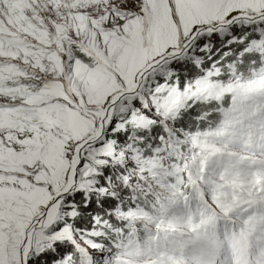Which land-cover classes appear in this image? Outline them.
I'll return each instance as SVG.
<instances>
[{"label": "snow or ice", "instance_id": "6c2138e0", "mask_svg": "<svg viewBox=\"0 0 264 264\" xmlns=\"http://www.w3.org/2000/svg\"><path fill=\"white\" fill-rule=\"evenodd\" d=\"M244 18L264 0H0V264H73L82 194L129 129L137 160L153 108L227 126L264 100V51L216 41Z\"/></svg>", "mask_w": 264, "mask_h": 264}, {"label": "rangeland", "instance_id": "374dc122", "mask_svg": "<svg viewBox=\"0 0 264 264\" xmlns=\"http://www.w3.org/2000/svg\"><path fill=\"white\" fill-rule=\"evenodd\" d=\"M42 14L48 16L51 12ZM236 24H246L245 26H251L255 33H259L260 36L252 40L248 47L252 52L264 51L263 20L237 21L224 29L222 33L224 35L220 38L226 35L232 36L230 28ZM226 101L228 102L227 97H225ZM157 112L158 110L153 108L152 119H160L166 133L163 129L156 130V134L163 138L158 140L159 147L154 148L156 155L151 159L143 160L137 154L135 160L134 148L119 144L116 146V151L123 153L124 159H120L117 155L104 164L109 167L120 166L104 181L108 185L106 190H89L82 194L84 198L90 197V204L95 195L108 197L109 200L104 198L100 201L101 204L112 206L111 217L117 218L118 222H124L127 227L125 229L131 230L137 223L147 225L153 223L159 226L155 230L157 236L145 247L137 248L133 245L134 241L126 239L128 241L126 245L121 247L120 244L113 243V246L116 245V250L110 251L107 244L96 239L106 238L103 227H109L108 220L111 218L99 220L96 217L93 227H87L84 232L79 231L81 242V246L77 248L79 254L89 264H208L216 260L215 255H206L207 249L210 251L209 243L217 239L210 216L203 214L192 216L187 203H179L180 207L176 210L170 208V203L164 202L163 207L170 208V212L164 214L165 222L162 223L159 219L154 221L141 209L123 212L120 208L122 198L117 197L112 191L116 187L112 182L115 178L118 187L126 188L129 186V178L132 174H137V177L145 181L153 191L157 190V196L167 198L174 187L167 188L165 182L161 180L163 158L159 155L160 152L167 151L168 154L172 152L175 156H181V170H185L188 183L200 184L206 190L205 193L202 188L204 197L207 202L214 205L213 208H216L217 204L221 206V210L217 212L222 218L218 233L223 236V249L230 256L228 257L230 264H235L236 258H238L236 263L241 264L244 262V257L246 260L253 257V252L251 256L241 248L239 237L252 239L259 244L264 240V100L258 99L254 106L243 108L227 126L221 123L217 128L206 131L184 133L182 139L177 137L170 126V121L174 118L158 115ZM181 146L185 151H182ZM223 164L229 170L228 175L220 180L216 175ZM213 173L219 183L218 186L210 184L214 181ZM202 179L203 183H201ZM143 193L145 195L147 192ZM202 206L206 207L203 203ZM229 206H233V213L228 209ZM252 207L255 209L251 210ZM233 218H238V221L235 222ZM243 227L247 230L242 229ZM115 232L121 235L123 229L118 228ZM89 241L102 243L103 248H92L89 246ZM101 251L104 252L103 256L100 255ZM239 252L243 257L236 255ZM262 257L255 256L252 264H264Z\"/></svg>", "mask_w": 264, "mask_h": 264}, {"label": "trees", "instance_id": "16d2710c", "mask_svg": "<svg viewBox=\"0 0 264 264\" xmlns=\"http://www.w3.org/2000/svg\"><path fill=\"white\" fill-rule=\"evenodd\" d=\"M264 21V20H263ZM236 24L231 29V33H233L232 36H241L246 35L247 41L246 45L247 47L251 43L252 40L257 39L260 35L259 33H255V31L252 29L251 26H245ZM224 34H222L223 36ZM232 36H227L222 38L223 40H228ZM221 36L216 37V41L219 44L221 41ZM235 49L238 50L239 45L233 46ZM226 49H222L224 51ZM213 52L216 50L213 49ZM255 53V51L253 52ZM215 59V57H213ZM211 61H208L210 63ZM207 65V64H206ZM248 73H245V77L247 78ZM228 102L226 101L225 104ZM217 105L215 104H206L202 103L197 105L195 109H193L190 112L181 113L180 116L174 118L172 121H170V126L173 129V131L176 133L177 137L182 139L184 137V133L193 134L196 131H206L211 128H217L222 123V117L221 115L217 114L212 117H208V112H216L217 111ZM199 114V115H198ZM155 123L150 127L148 132L139 131L138 138L143 140L142 144H137L136 147L140 149L139 151V157L143 160H148L153 158L156 153L154 152V148L159 147V138H161L159 135L156 134V130L161 131L163 129L164 133H166L165 126L163 123H161L160 119H155ZM130 133H133L134 136H137V131L133 129H129V131L121 133L118 137V143L123 145L124 147L130 146L132 147V143H134L133 135H130ZM133 148V147H132ZM182 151H185V148L181 146ZM159 153V152H157ZM159 155L163 158L162 159V169L163 172V178L162 181L165 182L166 187L173 186L174 188L171 189L172 192H169L167 198H162L160 196L156 195V191H153L150 186L145 181H141L140 178L137 177V174H132V176L129 178V186L126 188L118 187L116 184V178L113 180V185L116 186L112 191L115 193V195L122 198L121 203V210L123 212L130 211L132 209H141L146 216L151 218L152 220L156 221L157 219L161 220V213L164 210L163 203L172 201L175 198H179L180 195H183L188 188L190 187L188 183V179L186 176V172L182 168V158L181 156H175L172 152L170 154L167 153V151H162L159 153ZM120 166H101V172L102 174L99 176V185L101 187L105 186V180L109 178L112 174V172H115L118 170ZM190 181V180H189ZM111 182V183H112ZM110 185V184H109ZM108 187V185H107ZM109 191V190H108ZM144 191L147 193L144 195ZM135 193V194H134ZM196 196V195H195ZM195 196L193 200L195 201ZM116 197V198H117ZM84 196H82V199ZM105 200H109L108 197H104ZM103 197H100L98 195H95L93 197V200L90 205H92L89 209H83L82 213L84 216V220L82 223H77L75 226L80 229V231L84 232V229L87 227H93L95 225L96 217L99 220L109 219V227H103L105 232V239L103 238H97L96 240L103 241L105 244H107L110 251L116 250V245L113 246V243L120 244L121 247L123 245H126L128 241L126 239L134 241L133 245H139L141 242H145V236L149 235L151 236V230L148 229L147 224H141L137 223L131 228V230L125 229L126 224L124 222H118L116 219L111 217V211L112 206L111 205H103L101 204V200L104 199ZM167 199V200H165ZM109 202V201H108ZM115 214V213H114ZM150 226L157 227L153 223H150ZM118 228L123 229V233L120 235L118 232H115ZM71 246H69V251H71ZM78 256L73 261V264H89L85 261L84 257L81 256L78 252V249H76Z\"/></svg>", "mask_w": 264, "mask_h": 264}, {"label": "water", "instance_id": "95a60500", "mask_svg": "<svg viewBox=\"0 0 264 264\" xmlns=\"http://www.w3.org/2000/svg\"><path fill=\"white\" fill-rule=\"evenodd\" d=\"M240 20H244L246 22H254V21H260V19H257V18H244V19H238L237 21H240ZM236 21V22H237ZM227 28V27H226ZM225 28V29H226Z\"/></svg>", "mask_w": 264, "mask_h": 264}]
</instances>
